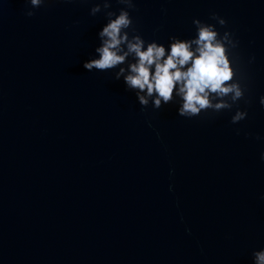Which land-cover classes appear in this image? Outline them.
Instances as JSON below:
<instances>
[{
    "label": "water",
    "instance_id": "1",
    "mask_svg": "<svg viewBox=\"0 0 264 264\" xmlns=\"http://www.w3.org/2000/svg\"><path fill=\"white\" fill-rule=\"evenodd\" d=\"M95 2L49 0L27 16L26 0H0V264H253L264 247V0L131 10L161 42L194 35L193 17L227 19L217 27L239 38L249 85L237 123L235 107L142 111L112 70L85 68L106 20L90 14Z\"/></svg>",
    "mask_w": 264,
    "mask_h": 264
},
{
    "label": "clouds",
    "instance_id": "2",
    "mask_svg": "<svg viewBox=\"0 0 264 264\" xmlns=\"http://www.w3.org/2000/svg\"><path fill=\"white\" fill-rule=\"evenodd\" d=\"M48 2L26 0L30 6L25 14L35 15L36 9ZM117 2L124 6L114 8L113 0H98L90 9L91 15L103 12L106 20L98 31L95 50L84 60L85 68L112 70L115 79L122 78L126 88L135 93L145 112L149 105L161 108L175 103L178 114L186 117L234 107L233 123L248 117V108L239 106L249 88L238 52L240 41L233 30L221 32L217 27L216 22L221 26L228 23L224 16L212 12L215 22L193 17L194 35L172 34L167 42H161L147 39L136 27L131 11L137 8L136 0ZM259 102L264 104V94ZM260 157L264 159V152ZM169 190L174 191V185L170 184ZM252 261L264 264V247L252 250Z\"/></svg>",
    "mask_w": 264,
    "mask_h": 264
}]
</instances>
